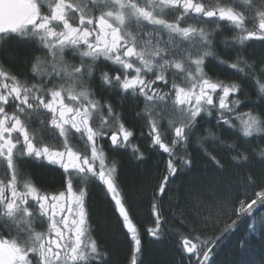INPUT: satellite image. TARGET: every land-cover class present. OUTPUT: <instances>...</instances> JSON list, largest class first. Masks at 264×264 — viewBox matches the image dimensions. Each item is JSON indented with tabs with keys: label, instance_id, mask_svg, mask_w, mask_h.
<instances>
[{
	"label": "snow or ice",
	"instance_id": "obj_1",
	"mask_svg": "<svg viewBox=\"0 0 264 264\" xmlns=\"http://www.w3.org/2000/svg\"><path fill=\"white\" fill-rule=\"evenodd\" d=\"M224 28L231 63L215 47ZM14 41L30 55L25 72L0 64V264H113L93 235L91 187L104 192L131 245L126 264H144L134 212L141 198L152 217L145 231L174 234L182 264H216V250L241 224L245 250L249 237L264 240V56L243 58L249 41L264 48V0H0V52ZM209 57L253 80L256 99L242 84L209 76ZM104 93L143 104L150 143L166 154L154 185L122 179L109 153H143ZM242 98L246 112L237 111ZM212 121L231 142L210 130L211 139L197 137ZM194 137L214 173L179 186L195 169ZM33 162L57 166L60 188L38 186L27 172ZM229 165L247 172L225 182ZM173 209L191 222L186 233L169 227ZM244 264H264V256Z\"/></svg>",
	"mask_w": 264,
	"mask_h": 264
},
{
	"label": "trees",
	"instance_id": "obj_2",
	"mask_svg": "<svg viewBox=\"0 0 264 264\" xmlns=\"http://www.w3.org/2000/svg\"><path fill=\"white\" fill-rule=\"evenodd\" d=\"M225 39L231 44V32L228 28L216 33V51L220 59L231 63L236 60L235 48L225 47L223 43ZM248 43L252 46L247 47L243 58H251L249 62L251 60L259 61L264 56V48L261 47L259 41H249ZM29 55L30 48L27 44H18L14 41L3 52H0V64L13 72H25L28 70L26 61ZM205 71L213 79L219 78L228 83L242 84L243 90L247 91L253 100L256 99L257 91L254 81L243 78L242 73L229 68L227 64H221L215 58L209 57L208 61H206ZM103 95L106 96L107 101L119 113L121 122L133 131L134 135L131 140L139 149V152L143 153L142 159L134 158L131 149H119L109 153L121 166L122 179L128 184H132L142 178H146L145 182L151 181L154 185L163 174L166 154L162 153L158 148H154L150 143L145 122L138 115V110L143 111V104L138 102L136 97L122 98L114 93H104ZM97 98H100V96L98 95ZM248 103L249 101L242 98L241 107L237 111H248L249 109L245 107ZM115 127L116 125L113 126V128ZM209 130L221 136L226 142H231L232 140L231 132L226 129L218 130L215 126V121L206 123L201 127L197 137H208V139H211ZM141 133H144V135H141ZM195 139L196 137L193 138V143L189 148L194 158L195 169L191 171L190 175L186 173L176 181L179 186H184L189 182H198L214 173L215 165L202 153L195 143ZM224 148H226V145ZM224 148L220 149L222 158L228 161L230 157ZM105 150L108 152L107 144H105ZM254 167L256 174H258L260 165L257 164ZM45 172L41 169H32L30 175L39 184L50 183L52 180L59 178H55L51 172ZM246 172L247 169L237 168L233 170L229 165L225 182H227L228 178L235 182L237 174L243 176ZM88 203L92 209L91 222L94 237L98 238L109 249L113 264H126L130 257L131 245L127 237L121 234V229L113 214L111 205L107 202L105 194L100 187H91L89 189ZM173 211L176 213L177 220L173 221V224L169 227H174L175 231H184L186 233L187 227L191 222L186 219L181 209H173ZM134 212L138 227L141 229L144 264H182L183 257L177 247L174 234L168 233L160 239H155L145 231L147 227L152 226L150 206L146 198L137 200ZM179 221L184 223L181 224ZM245 238V225L241 224L238 230L216 250L217 254L213 257L216 260V264H244V261L248 259L259 261L264 256V240H253L249 237L250 246L245 250L241 244V241Z\"/></svg>",
	"mask_w": 264,
	"mask_h": 264
},
{
	"label": "flooded vegetation",
	"instance_id": "obj_3",
	"mask_svg": "<svg viewBox=\"0 0 264 264\" xmlns=\"http://www.w3.org/2000/svg\"><path fill=\"white\" fill-rule=\"evenodd\" d=\"M32 169H41L42 171H46L45 173L47 172H51L52 175L56 177H59V178H56L55 180H52L50 183H37L36 180L34 179V177H32L30 175V171ZM27 172L28 174L31 176V178L33 179V181L38 185V186H41L43 188H47L49 190H55L57 188H60V173H61V170L55 166V165H49V164H42V165H38V164H35L34 162L33 163H29L27 165ZM46 176V174H45ZM59 179V181H58Z\"/></svg>",
	"mask_w": 264,
	"mask_h": 264
}]
</instances>
